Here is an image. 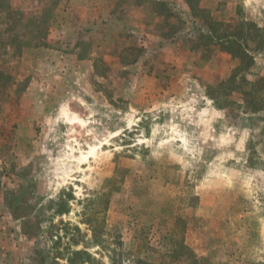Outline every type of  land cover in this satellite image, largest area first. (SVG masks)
I'll return each instance as SVG.
<instances>
[{"label":"rangeland","instance_id":"374dc122","mask_svg":"<svg viewBox=\"0 0 264 264\" xmlns=\"http://www.w3.org/2000/svg\"><path fill=\"white\" fill-rule=\"evenodd\" d=\"M84 6L0 0V264H264V0Z\"/></svg>","mask_w":264,"mask_h":264},{"label":"crops","instance_id":"0c3cea01","mask_svg":"<svg viewBox=\"0 0 264 264\" xmlns=\"http://www.w3.org/2000/svg\"><path fill=\"white\" fill-rule=\"evenodd\" d=\"M77 1H78V5H82V7H85L84 4L87 3L88 0H75V2H77ZM92 1L93 0H91V5H92ZM96 8L100 9V7L91 8L92 12L96 11Z\"/></svg>","mask_w":264,"mask_h":264},{"label":"bare ground","instance_id":"6f19581e","mask_svg":"<svg viewBox=\"0 0 264 264\" xmlns=\"http://www.w3.org/2000/svg\"><path fill=\"white\" fill-rule=\"evenodd\" d=\"M75 118V120L73 121V123L75 122V121H80V122H82L81 120H79L77 117H74ZM94 150H95V147L93 148H91L88 152H87V154H82V159H86V157H87V155L88 154H92L93 152H94Z\"/></svg>","mask_w":264,"mask_h":264},{"label":"trees","instance_id":"16d2710c","mask_svg":"<svg viewBox=\"0 0 264 264\" xmlns=\"http://www.w3.org/2000/svg\"><path fill=\"white\" fill-rule=\"evenodd\" d=\"M217 40H219V41H221L222 40V38H217ZM245 56H246V53L244 54ZM241 58V60H243V56L242 57H240ZM249 59V58H248ZM240 60V62H241V65H242V63H243V61H241ZM249 64H250V59L246 62V63H243V66L242 67H249Z\"/></svg>","mask_w":264,"mask_h":264}]
</instances>
